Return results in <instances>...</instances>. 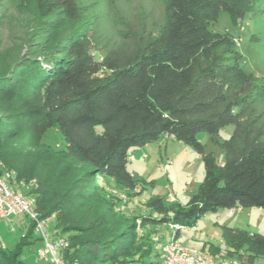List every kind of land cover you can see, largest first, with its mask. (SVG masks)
Masks as SVG:
<instances>
[{
	"label": "trees",
	"instance_id": "16d2710c",
	"mask_svg": "<svg viewBox=\"0 0 264 264\" xmlns=\"http://www.w3.org/2000/svg\"><path fill=\"white\" fill-rule=\"evenodd\" d=\"M160 1L164 17L155 36L143 13L115 14L120 41L98 60L93 53L102 41L80 0L19 3L42 44L0 74V175L35 183L36 211L54 216L79 264H153L159 241L152 228L176 225L177 238L205 212L264 210V82L242 70L231 36L207 28L220 11L232 23L264 14V0ZM228 125L230 137L220 141ZM50 130L61 135L63 149L45 142ZM200 132L223 152L222 164L204 152ZM163 136L203 162V180L184 205L142 199L144 187L127 169L130 149ZM106 180L143 200L145 213L125 215V201L108 196ZM221 239L224 250L211 244L209 253L249 264L264 258V235L223 226ZM0 264L25 263L0 246Z\"/></svg>",
	"mask_w": 264,
	"mask_h": 264
},
{
	"label": "rangeland",
	"instance_id": "374dc122",
	"mask_svg": "<svg viewBox=\"0 0 264 264\" xmlns=\"http://www.w3.org/2000/svg\"><path fill=\"white\" fill-rule=\"evenodd\" d=\"M80 1L86 7L85 20L93 25L96 36L102 41L100 50L93 53L95 60L104 55L106 48L120 41L114 23L115 14L126 18L135 13H143L147 17V31L153 36L157 34L164 17V7L160 0H119L113 6H109L105 0ZM19 3L20 0H0V74L9 71L29 51H38V46L42 44V38L37 36V23L19 9ZM207 28L213 33L231 36L241 56L242 70L264 82V14L254 12L232 23L229 15L220 11L216 20L209 23ZM258 106L264 111V98ZM232 129V125L226 126L219 134L220 141L227 140ZM95 130L100 132L101 127L96 126ZM164 137L130 149L128 154L132 159L129 160L127 169L133 179L144 187L142 199L158 196L166 200L168 194H173L175 202L184 205L203 180V162L192 148L172 140L171 137L165 147ZM197 139L205 153L211 152L216 160L222 158L223 152L207 133H198ZM44 140L51 147L64 148L61 135L54 130L48 131ZM101 184L108 196L125 201L121 211L128 217L145 213L140 203L143 200L139 202L127 197L111 180L101 181ZM16 187L23 190L18 181ZM222 212L229 218H223ZM232 213L230 209L205 212L194 225L181 227L176 239L179 243L218 260L219 255L211 254L208 250L211 244L224 250L221 239L223 226H237L238 229L264 235L263 212L257 208H245L234 215ZM48 223L52 226V219L49 218ZM29 228L30 222L24 215L13 217L11 221L0 220V246L4 250L18 251V257L25 264H46L36 256L42 242L33 233L28 235ZM151 230V237H157L159 241L157 249L170 241L174 233L168 225ZM156 258V254H152L150 260L154 261ZM254 264H264V258L256 260Z\"/></svg>",
	"mask_w": 264,
	"mask_h": 264
},
{
	"label": "built area",
	"instance_id": "2783aa9c",
	"mask_svg": "<svg viewBox=\"0 0 264 264\" xmlns=\"http://www.w3.org/2000/svg\"><path fill=\"white\" fill-rule=\"evenodd\" d=\"M16 178L13 172H4L0 175V220L11 221L13 217L24 215L32 225V233L36 239L42 242L36 256L46 264H79L76 259L68 255L70 242L56 226L54 216L50 219L53 225L48 223L49 218H41L36 211V198L31 193L35 183L27 185L18 182L22 186L16 187ZM166 201L173 203L176 197L168 194ZM234 212V209H232ZM174 231L177 226L169 225ZM174 234V233H173ZM143 264V263H137ZM153 264H249L236 258L219 257L214 260L209 254L198 251L195 248L179 243L173 235L170 241L163 243L157 250V258ZM254 264V263H252Z\"/></svg>",
	"mask_w": 264,
	"mask_h": 264
},
{
	"label": "crops",
	"instance_id": "0c3cea01",
	"mask_svg": "<svg viewBox=\"0 0 264 264\" xmlns=\"http://www.w3.org/2000/svg\"><path fill=\"white\" fill-rule=\"evenodd\" d=\"M227 132H228V131H227ZM230 134H231V132H230ZM164 138H165L164 144H165V147H166V146H167L168 139H169L170 137H169V136H165ZM172 140H173V139H172ZM131 159H132V156H129V160H131ZM217 162H218L219 164H222V163H223V156H222V158H220L219 160H217ZM258 210L264 213V210H262V209H258ZM241 211H243V209H241V208H235V209H234V212H233L232 214L234 215L236 212H241ZM230 212H232V209H230ZM221 214L224 215L223 218H229V217L227 216L226 213L222 212ZM228 227H229V226H228ZM231 228H238V227H237V226H231Z\"/></svg>",
	"mask_w": 264,
	"mask_h": 264
}]
</instances>
